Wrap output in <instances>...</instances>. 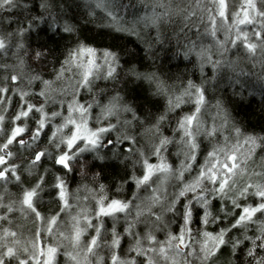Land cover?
<instances>
[{
  "label": "snow or ice",
  "instance_id": "obj_1",
  "mask_svg": "<svg viewBox=\"0 0 264 264\" xmlns=\"http://www.w3.org/2000/svg\"><path fill=\"white\" fill-rule=\"evenodd\" d=\"M0 264H264V0H0Z\"/></svg>",
  "mask_w": 264,
  "mask_h": 264
},
{
  "label": "trees",
  "instance_id": "obj_2",
  "mask_svg": "<svg viewBox=\"0 0 264 264\" xmlns=\"http://www.w3.org/2000/svg\"><path fill=\"white\" fill-rule=\"evenodd\" d=\"M125 2H127V0H125ZM128 19H130V17H128ZM257 99H259V97H257Z\"/></svg>",
  "mask_w": 264,
  "mask_h": 264
}]
</instances>
